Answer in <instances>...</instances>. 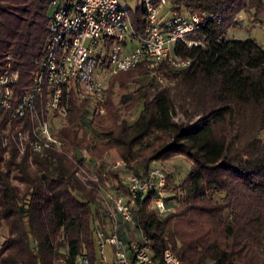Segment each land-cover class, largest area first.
Returning a JSON list of instances; mask_svg holds the SVG:
<instances>
[{
    "label": "trees",
    "instance_id": "trees-1",
    "mask_svg": "<svg viewBox=\"0 0 264 264\" xmlns=\"http://www.w3.org/2000/svg\"><path fill=\"white\" fill-rule=\"evenodd\" d=\"M68 1L0 0V68L10 63L19 72L18 91L31 84L53 14ZM174 8L205 17L188 36L203 45L173 47L188 66L165 60L155 71L140 65L110 77L105 114L71 92L68 116L53 121L61 151L0 146V264H54L64 250L69 262L82 253L95 261L97 222L106 221L100 189L110 180L119 190L127 175L144 176L153 162L174 156L191 168L174 186L166 171L167 212L148 193L122 237L130 242L139 231L158 257L170 249L183 264H264V47L226 37L241 25L239 14L264 27V0H175ZM131 18L144 34L140 4ZM0 118L2 130L30 127L10 122L7 112ZM112 150L125 168L100 175V184L77 176L83 168L104 172ZM84 151L96 160L86 162Z\"/></svg>",
    "mask_w": 264,
    "mask_h": 264
},
{
    "label": "built area",
    "instance_id": "built-area-1",
    "mask_svg": "<svg viewBox=\"0 0 264 264\" xmlns=\"http://www.w3.org/2000/svg\"><path fill=\"white\" fill-rule=\"evenodd\" d=\"M123 1L69 0L58 7L49 25L45 57L32 72L31 84L21 91L17 90L19 72L12 70L10 63L0 68V111L9 113L10 122L30 123L29 128L16 131L0 128V146L7 148L13 143L20 154L61 151L63 142L56 136L53 121L68 116L71 92L105 114L110 77L140 65L155 71L165 60L177 68L190 64L189 60L176 57L173 47L177 42L203 45L188 36L201 29L205 17L178 13L175 0H139L146 21L141 34L133 25L131 9ZM215 19L220 23L222 17ZM85 158L90 161L86 155ZM126 165L119 159L100 174L83 168L77 176L84 182L100 184V175L106 176L110 170ZM166 184V170L153 166L144 176L127 175L119 190L100 189L106 221L97 222V259L93 261L82 253L69 262V253L64 250L65 256L54 264H183L170 249L158 257L151 242L139 231L134 230L136 239L130 242L122 237L128 227L134 229L139 200L148 193L155 196V209L160 214L167 212ZM107 246L112 249V261L106 254Z\"/></svg>",
    "mask_w": 264,
    "mask_h": 264
},
{
    "label": "rangeland",
    "instance_id": "rangeland-1",
    "mask_svg": "<svg viewBox=\"0 0 264 264\" xmlns=\"http://www.w3.org/2000/svg\"><path fill=\"white\" fill-rule=\"evenodd\" d=\"M123 4L128 6L132 12L139 5V0H124ZM238 20H240L241 25L237 28L230 29L227 34V40H247V39H255L264 47V27L260 24L253 23L250 18L246 15L239 14ZM154 74V73H152ZM160 77L158 76V79ZM161 80V79H160ZM107 84H109V79L107 80ZM133 88H135L133 86ZM84 155H86L90 161L96 160V157L89 151H84ZM119 156L115 150L109 151L106 156L107 165H111L114 161L119 160ZM152 166H158L164 168L171 177V185L174 186L178 184L182 179L186 177L188 174L191 163L181 156H174L167 160L153 162ZM110 185L106 189L112 190V184L110 180L108 182ZM5 232L0 230V244L4 241ZM112 249L110 246L106 247V254L110 261H112Z\"/></svg>",
    "mask_w": 264,
    "mask_h": 264
}]
</instances>
